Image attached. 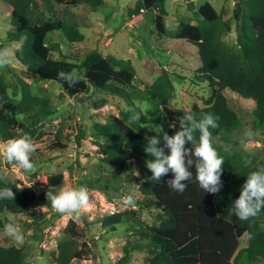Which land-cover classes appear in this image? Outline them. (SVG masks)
Masks as SVG:
<instances>
[{"label":"trees","instance_id":"1","mask_svg":"<svg viewBox=\"0 0 264 264\" xmlns=\"http://www.w3.org/2000/svg\"><path fill=\"white\" fill-rule=\"evenodd\" d=\"M43 10L39 9L38 0H0L8 11V23L12 26L6 33V39L21 41L19 50L14 56L29 71L42 79L56 83L62 91L70 96L78 93L86 94L91 89L108 91L124 100L135 116L122 111L118 115L107 114L104 122L91 125L94 133L102 136L106 143L100 145L104 160L117 168L113 181L101 182L100 178L91 180L102 189L118 190L129 181L133 173V158L146 161L154 159L144 149L153 136L161 138L164 146V133L146 129L143 123H159L165 118L170 128L167 135L173 136L180 130V120L186 114L197 119L210 113L218 117V127L212 130L220 140L226 143L240 144L233 138L241 128V121L236 112L228 105L222 91L227 88L242 98L251 99L255 106L250 115V126L253 131L264 133V0H234V21L238 51L225 54L210 51L207 43L220 39L226 29L219 27L213 31L207 41H202V25L215 22L218 13L210 1L202 2L196 9L197 22L181 19L178 23L175 38L195 45L201 66L197 75L199 81H207L215 89L206 105L191 108L178 107L174 104L175 87L169 71L161 67L155 80L144 88L134 87L132 81L136 70L130 59L119 58L112 54H103L98 49L89 51L79 63L55 59L50 56L52 50H58V44H47L43 32L37 27L54 19L55 7L52 0H40ZM84 2L91 9H96L103 0H76ZM166 0H137L136 9L152 10L153 26L156 32L165 35L164 17L167 15ZM192 6L188 2V7ZM51 19V20H50ZM60 31L67 41H81L83 33L78 29L74 12L64 8ZM76 70L79 80L74 86L61 80L60 71ZM19 87V91H17ZM19 96L16 100L15 97ZM153 102L158 107L155 116L142 113L135 100ZM56 104L47 96L35 95L29 84L19 79L12 94L7 92L3 75L0 73V139L7 141L21 134L32 137L36 151L32 154V162L45 159L41 150H60L66 147L58 133H47L42 129L40 120L56 112ZM156 107V108H157ZM140 119H134L139 116ZM21 116V117H19ZM161 116V117H160ZM197 138L199 133H196ZM218 154L223 157L224 165L221 175L222 188L216 194L204 192L196 180V170L191 168L192 180L184 192L174 191L167 183L174 178L169 173L160 181L151 178L148 169L143 181L137 188V195L132 198L138 209L154 213V222L146 226V239L133 242V248L127 242L122 246V254L117 264H125L133 249H150V255L143 264H241L240 258L245 256L248 264H264V210L247 221L240 220L231 209L233 202L239 197L247 175L264 164V160L246 162L245 153L238 148L227 152L213 144ZM186 147L193 149L191 143ZM165 154L170 149L165 147ZM63 180V173L48 174L44 185L47 191L55 192ZM43 184L35 182V186ZM11 188L15 193L14 200H0V230L7 218L2 213L26 214L36 199L47 200L46 194L35 193L24 184L11 182L0 177V188ZM136 210L116 211L104 214L100 218L102 226L115 230L125 216L134 218ZM29 222L41 224L44 218H37L28 213ZM131 218V219H132ZM167 231V234L160 233ZM247 235V245L239 248V238ZM78 242L69 234L63 233L58 239L54 261L56 264H68L79 254ZM26 251L15 245H0V264H23Z\"/></svg>","mask_w":264,"mask_h":264},{"label":"rangeland","instance_id":"2","mask_svg":"<svg viewBox=\"0 0 264 264\" xmlns=\"http://www.w3.org/2000/svg\"><path fill=\"white\" fill-rule=\"evenodd\" d=\"M204 1H210L218 13L215 22L202 25L203 38L207 37L219 27L226 31L220 39L212 44L207 43L210 51L222 52L228 55L238 51L234 21V0H166L167 15L164 17L165 35L155 31L152 10L136 9L137 0H103L96 9H91L84 2L76 0H52L55 7V17L45 25L37 27L43 32L47 44H58V50H52L50 56L79 63L92 49H98L103 54H112L119 58L130 59L136 76L132 85L144 88L150 85L160 72L166 68L174 84V104L178 107L191 108L193 104L202 107L210 100L215 89L207 81H199L198 69L201 66L195 45L174 37L181 19L196 23L195 11ZM188 2L192 6L188 7ZM39 9L43 10L38 0ZM64 8L74 12L78 29L83 33L81 41L70 42L60 31ZM51 20V19H50ZM12 26L8 23V11L0 2V49L8 48L14 53L21 41L6 39V33ZM208 42V41H207ZM7 86V92L12 94L19 79L29 84L35 95L49 97L56 104V112L40 120V125L47 133H58L66 147L60 150L43 149L45 159L35 161V170L24 172L14 164H8L0 157V169H7L5 180L18 184L31 185L35 193H47L44 185L48 174L63 173L64 186H84L90 193V205L82 210L79 219L57 213L48 200L36 199L29 207L28 213L37 218H44V222L36 224L29 222V215L10 214L4 212L3 218L14 219L24 235V243L17 245L12 239L4 235V227L0 230V245H15L26 251L23 264H56L54 256L58 239L63 233L75 238L79 246V254L68 264H117L122 254V246L127 242L133 248V242L145 240L146 226L154 222V213L138 209L135 204L126 202L128 197L137 195V188L143 181L148 168L143 158H133V173L129 181L118 190L102 189L95 186L91 180L100 178L101 182L113 181L112 175L117 168L104 160L100 152V145L106 143L102 136L93 132L91 125L104 122L107 114L118 115L124 111L129 115L134 112L127 107L122 98L108 91L91 89L89 93L68 95L52 82L42 79L29 71L15 56L11 66L0 68ZM19 91V87H17ZM222 93L228 105L233 109L241 121V128L233 133V138L241 142L245 139V132L251 131L250 138L245 143L234 145L226 143L212 131V143L227 152L238 147L245 153L246 162L264 160V133L253 131L250 126V115L255 106L251 99H245L235 92L225 88ZM19 96L15 97L17 100ZM142 113L155 116L158 107L153 102L135 100ZM157 107V108H156ZM146 110V111H145ZM21 117V116H19ZM161 117V116H160ZM146 129H154L166 133L170 128L168 121L162 118L159 123H143ZM0 139V143H4ZM238 146V147H237ZM138 173V175L136 174ZM43 184L35 186L34 183ZM136 210L134 218L130 215L116 224L115 230H110L100 223V218L107 213L116 211L129 212ZM132 218V219H131ZM9 221H6V223ZM264 226V220L262 222ZM167 234V231H160ZM247 235L239 238V248L243 247ZM152 255L150 249H133L130 260L125 264H143ZM241 264H248L245 256L238 260Z\"/></svg>","mask_w":264,"mask_h":264},{"label":"clouds","instance_id":"3","mask_svg":"<svg viewBox=\"0 0 264 264\" xmlns=\"http://www.w3.org/2000/svg\"><path fill=\"white\" fill-rule=\"evenodd\" d=\"M16 50H19V46ZM14 53L11 49H0V68L11 66ZM58 76L66 81L69 86H74L79 76L75 69L70 72L60 71ZM146 111V110H145ZM140 119V115L134 117ZM218 117L206 113L197 119L192 114H186L180 120V130L173 136L163 135L164 146L161 138L153 136L148 140L144 151L153 156L154 159L146 161V167L151 171L153 180L160 181L161 178L171 171L174 178L167 181L168 185L177 192H184L195 168L196 180L199 186L211 194L218 193L222 188L221 175L224 159L213 146V134L210 129L218 127ZM199 133L197 138L196 133ZM251 131L245 132V139L250 138ZM245 139L241 143H245ZM191 143L194 147L189 150L186 145ZM165 147L170 149V154H165ZM36 146L32 137L21 134L15 138L0 143V157L8 164H14L24 172L31 173L35 170L32 162V154ZM7 169H0V177L7 175ZM138 175V173H136ZM31 185H29L30 187ZM51 207L62 215H68L79 219L82 210H87L90 205V193L84 186H64L58 191L48 190L46 193ZM15 193L11 188H0V200H14ZM127 203H132V197H128ZM264 210V164L247 175L242 186L239 197L233 202L232 213L242 221L256 217ZM4 235L12 239L17 245L24 243V235L19 225L10 218L4 225Z\"/></svg>","mask_w":264,"mask_h":264},{"label":"crops","instance_id":"4","mask_svg":"<svg viewBox=\"0 0 264 264\" xmlns=\"http://www.w3.org/2000/svg\"><path fill=\"white\" fill-rule=\"evenodd\" d=\"M245 234V233H244ZM245 245H247V239H246V242H245V244H243V246H245Z\"/></svg>","mask_w":264,"mask_h":264}]
</instances>
